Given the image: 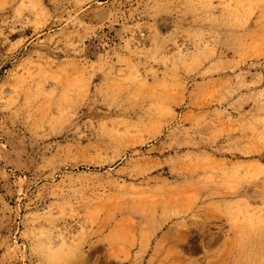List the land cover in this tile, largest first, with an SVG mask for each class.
I'll list each match as a JSON object with an SVG mask.
<instances>
[{
  "label": "rangeland",
  "instance_id": "rangeland-1",
  "mask_svg": "<svg viewBox=\"0 0 264 264\" xmlns=\"http://www.w3.org/2000/svg\"><path fill=\"white\" fill-rule=\"evenodd\" d=\"M0 264H264V0H0Z\"/></svg>",
  "mask_w": 264,
  "mask_h": 264
},
{
  "label": "bare ground",
  "instance_id": "bare-ground-1",
  "mask_svg": "<svg viewBox=\"0 0 264 264\" xmlns=\"http://www.w3.org/2000/svg\"><path fill=\"white\" fill-rule=\"evenodd\" d=\"M193 235V234H192ZM192 245V244H191Z\"/></svg>",
  "mask_w": 264,
  "mask_h": 264
}]
</instances>
